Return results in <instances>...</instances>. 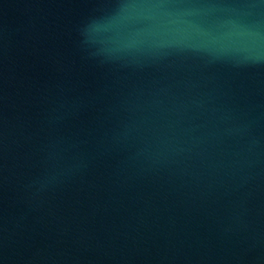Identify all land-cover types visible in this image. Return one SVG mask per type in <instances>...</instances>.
<instances>
[{"label":"water","instance_id":"obj_1","mask_svg":"<svg viewBox=\"0 0 264 264\" xmlns=\"http://www.w3.org/2000/svg\"><path fill=\"white\" fill-rule=\"evenodd\" d=\"M0 264H264V0H0Z\"/></svg>","mask_w":264,"mask_h":264}]
</instances>
